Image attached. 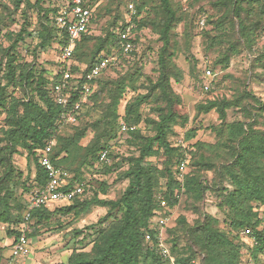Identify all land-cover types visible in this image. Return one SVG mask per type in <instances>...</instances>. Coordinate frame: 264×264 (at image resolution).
Returning <instances> with one entry per match:
<instances>
[{
	"label": "trees",
	"instance_id": "1",
	"mask_svg": "<svg viewBox=\"0 0 264 264\" xmlns=\"http://www.w3.org/2000/svg\"><path fill=\"white\" fill-rule=\"evenodd\" d=\"M68 1L45 7L46 0H0V24L5 27V32L0 34L7 42V45L0 42V223L7 224V234L14 240L24 220L25 199L22 201L16 195V189L22 187L28 193L47 180L39 155L47 141L53 139L56 142L49 152L50 159L54 165L70 172V185L82 184L83 190L68 203L31 209L29 222H34L26 229V236H36L42 226H61L53 217L56 214L75 218L93 205L107 208L96 222L75 230L76 236L86 230L84 236L88 238L90 229L94 228L95 236L89 240L88 250L73 249L65 264H171L157 248V232L152 225L157 211L168 217L165 241L176 264L192 259L199 264H242L243 242L239 231L245 227L256 228L259 211L264 206V100L253 96L245 86L234 99L213 97L198 101L194 106L195 116L210 111L217 114L218 123L209 127L215 141H192L196 129L191 128L179 137L185 141V148L176 145V138L173 142L169 140L171 127L179 118L186 120L177 109L181 98L171 85L172 79L179 81L182 77L171 50L176 42L173 27L184 18L179 3L116 0V11H109L110 17L97 35L92 32V24L98 15L92 12L88 30L81 35L66 65L59 60L66 34L57 26L55 16ZM131 1L136 9L133 47L123 53L120 32L125 27L126 6ZM90 2L84 0V5L89 7ZM207 3L210 8L222 10V15L219 21H211L219 33L202 31L207 49L216 42L218 45L213 61L199 69V89L203 94L212 91L220 70L227 69L232 58L243 52L251 65L257 63L264 67V41L257 43L264 35V0H207ZM17 9H21L24 21L17 31L10 30L5 20L16 22L13 14ZM30 10L36 11L38 24L32 31L24 25ZM223 22L227 24L222 25ZM31 32L36 34L37 42L32 50H27L29 54L53 45L57 48V66L52 71L44 67L37 69L35 59L28 61L20 52V43ZM147 32L161 42L154 59V78L144 76L141 64L136 62L141 58ZM230 32L236 37L227 41ZM101 53L115 57V63H109L96 77L98 89L92 92L89 102L81 104L73 113L75 121H65L68 110L55 102L52 85L61 77V68L67 67L74 75H82ZM204 67H211L215 72L206 91L202 90ZM112 74L115 79L109 78ZM143 76L144 80L140 81ZM127 88L141 91L123 104ZM77 96L76 86L70 104ZM244 97L252 99L256 106L254 112L242 104ZM142 105H149L155 117H143ZM232 107L241 109L243 119L227 120V111ZM120 121L128 126L126 131H121ZM141 122L149 126L147 133L138 126ZM65 127L67 131L62 133ZM119 132L129 135L126 143L134 148L130 155L120 158L112 146ZM22 149L34 163L32 183L19 179L20 173L13 165V154ZM104 150L107 159L100 160ZM184 158L185 168L181 172L179 164ZM157 160L159 164L154 163ZM86 167L103 175L119 170L117 179H127L128 183L118 197L100 198L97 189L105 194L109 185L101 179L98 188H94L84 176ZM207 172H212V176L208 178ZM208 191L216 194V205L225 213V228L204 210ZM178 205L195 214V219L190 222L182 213L173 218V210ZM172 218L173 225L169 226ZM146 233H150V240H146ZM255 235L259 243L250 248L252 262L264 264V231ZM6 257L0 247V264Z\"/></svg>",
	"mask_w": 264,
	"mask_h": 264
},
{
	"label": "rangeland",
	"instance_id": "2",
	"mask_svg": "<svg viewBox=\"0 0 264 264\" xmlns=\"http://www.w3.org/2000/svg\"><path fill=\"white\" fill-rule=\"evenodd\" d=\"M63 2L62 0H46L44 6H60ZM173 2L177 4L179 3L178 5L183 11L184 18L181 22L177 23L172 30L175 35L173 41H176L175 46L171 48L173 52L172 59L181 69L182 77L179 81H174L172 79L171 85L174 91L181 98V103L177 106V109L180 114L186 117V120L183 121L179 118L176 123L172 125L169 140L173 142L175 138L177 139L180 136H184L188 129L195 128V136L192 138V141L202 140L206 142H214L215 135L209 127L218 123L219 120L217 119V114L214 111H210L208 113H202L195 116V104L198 101L213 97L234 99L236 96L240 95L245 86L247 91H250L253 96L264 100V82L260 80L264 79V67L257 65V63L251 65V63L248 62L246 54L243 52L241 55L232 58L227 69L220 70L217 74L218 76L215 77L216 79L212 84V91L210 93L203 94V92L199 89V80L201 77L199 69L207 64V62L213 61L218 45L216 42L214 45L209 47V49H207V40L206 37L202 36V31H211L212 35L220 32V30L214 28L215 24L211 21H219L222 15V10L215 7L210 8L207 0H173ZM8 3L10 8L14 7L11 1ZM115 5L116 0H91L89 7L93 13H97L98 15L96 21L92 24V32L94 34L97 35L101 33L102 27L106 25L107 20L110 17L109 13L116 11ZM120 7L122 6L120 5ZM20 10L21 9L15 10L13 14V18L16 22L12 24L10 19L5 20L10 30L14 29L17 31L19 26L24 21ZM27 15L29 16V19L26 21L27 24L24 25H26L25 27L28 31H32L38 26L36 23V11L30 10ZM225 19L229 18L226 16ZM226 24V22H223L222 25ZM0 29L1 34H3L5 32V27L0 24ZM31 33L32 34L30 36L25 35L24 42L20 43V52L25 54L28 61L34 58L35 63L37 64V69L44 67L47 70L52 71V69L57 66V48L53 45L44 50L36 49L35 54H29L27 50H32L37 42L36 34L34 32ZM1 34L0 42L3 41V45H7V42L3 40ZM234 37H236V34L230 32L226 39L227 41H231ZM263 41L264 35L259 38L257 43L261 44ZM160 45L161 42L157 40L154 34L148 32L146 33L141 46V53L139 55L141 58L136 57L138 58L136 59V62L138 63L137 65L141 64L139 67L141 68L144 76L148 75L152 78L155 77L156 72L154 69L156 64L154 63V59L156 58V49ZM147 46H149L150 49H146ZM262 63H264V60ZM193 66L194 70L192 72L191 70ZM193 75H196V78ZM144 76L140 79V81L144 80ZM109 78L115 79L116 77L112 74L109 75ZM97 89L98 84H96L94 90ZM139 90L140 88L137 90L127 88L124 92V99L122 100V103L124 104L126 100L130 99ZM242 104L249 108L251 112H254L256 108L252 99L249 97H244ZM141 112L143 117H155V113L150 110L149 105H142ZM243 115L244 114L240 108L232 107L227 111V120L232 121L235 119H243ZM138 126L143 128L145 133L149 131V126H145L144 122H141ZM258 127L263 128L260 124ZM66 131L67 127L61 130L62 133H66ZM128 137V134L119 132L118 137L112 140V146L119 158L130 155L134 151V148L128 146L126 143V139ZM55 142L56 141L54 140V143ZM154 163L159 164V161H154ZM13 165L20 173L19 179L32 183L35 172L34 163L31 160L29 161L25 150L22 149L19 153L13 154ZM118 171H113L112 173L103 175L94 172V170L89 167H86L84 169V176L87 180L93 183L94 188L96 189L98 188V184L101 179L107 182L109 187L105 194H103L99 188L97 189L100 198L105 196L108 198H116L121 194L128 183L127 179H117ZM211 176L212 172H207V177L209 178ZM16 191V195H19L22 201H24L26 192L22 190V187H18ZM90 195H93L91 191ZM216 204V194L212 191H208L205 195L204 210L210 215L216 217L219 221V226L225 228V213L220 210ZM181 207L182 205H178L174 208L172 214L173 218L182 213L190 222H192L196 215L183 210ZM106 211V207L93 205L88 212L80 215L79 217L74 218L72 215H54L53 217L60 221L61 226H58L57 224L42 226L39 228V232L36 236L28 237L30 242V252L24 264H65L68 261V257L73 249L78 251L88 250L90 247L89 240L95 236L93 231L94 228L90 229L89 233H91V236L88 238L84 236V234H87L86 230L78 236L75 235V230L96 222L106 213ZM159 216L161 215L157 211L154 214L152 221L156 220ZM173 218L170 221L169 226L173 225ZM33 222L34 221L31 220L27 224L28 227H32ZM12 227H14V225H12ZM7 228V224L0 223V247H2L3 255H8L12 242L11 236L7 234ZM242 248L243 254L240 256V262L242 264H250L251 262L248 260V253H250V249L248 248L246 242H243Z\"/></svg>",
	"mask_w": 264,
	"mask_h": 264
},
{
	"label": "built area",
	"instance_id": "3",
	"mask_svg": "<svg viewBox=\"0 0 264 264\" xmlns=\"http://www.w3.org/2000/svg\"><path fill=\"white\" fill-rule=\"evenodd\" d=\"M92 10L90 7L84 5V0H69L58 11L55 16V22L59 29L63 30L66 34V43L59 53L60 62L68 65L71 60L72 52L76 43L79 41L81 35L88 30L91 21ZM136 9L134 2L131 1L126 6L125 27L120 32L122 40V52L127 53L132 49L133 29L135 27L134 15ZM115 57L106 56L103 53L98 55L96 62L85 73L74 75L67 67L61 68V77L52 85V93L56 103L64 106L68 112L64 115L65 121L74 122L76 110L79 109L81 104L89 102V97L95 89V79L98 77L108 66L109 63H115ZM215 76V72L211 67L203 68V77L205 79L202 90L206 91L210 88V82ZM81 79V81H79ZM79 82V83H78ZM77 83L79 85H77ZM78 87V98L70 104L74 90ZM69 107V108H68ZM0 117V121H1ZM134 127H130L132 129ZM121 131H126L128 126L120 121ZM54 140L47 141L44 148L39 155L40 165L43 167L47 174L46 182L41 186L33 187L25 196L26 210L24 212V220L20 226V233L12 240L10 251L7 257L1 264H24L30 252L29 238L26 236L25 231L28 229L30 220V210L42 206H52L56 203L65 204L72 200L76 195H79L82 190V184L70 185L71 174L66 169L53 164L49 157V152L52 150ZM175 144L185 148L186 143L183 138H177ZM107 152H101L99 159L106 160ZM184 158L180 164L179 169L182 172L185 168ZM259 225L256 228L245 227L239 231L240 238L246 242L248 248H253L258 245L259 241L255 235L256 232L264 231V206L259 211ZM168 222V217L159 216L156 220L152 221L154 230L157 232V248L159 253L166 257L171 264H176L174 256L171 255L169 244L165 241L164 227ZM146 240L151 239L150 233L145 234ZM264 244V240H263ZM248 260L253 264L250 253H248ZM181 264H199L198 260H189Z\"/></svg>",
	"mask_w": 264,
	"mask_h": 264
}]
</instances>
